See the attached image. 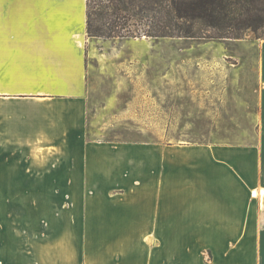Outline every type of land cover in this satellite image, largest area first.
<instances>
[{"label":"rangeland","instance_id":"1","mask_svg":"<svg viewBox=\"0 0 264 264\" xmlns=\"http://www.w3.org/2000/svg\"><path fill=\"white\" fill-rule=\"evenodd\" d=\"M36 3L35 16L23 18L22 39L63 47L18 49L16 61L34 78L48 67L52 74L7 81L4 104L25 109L27 123L0 124V261L148 264L147 240L126 239L127 227L116 231L130 218L125 214L120 223L115 204L145 201L155 185L192 184L191 148L256 143L264 33L248 28L241 38L93 37L85 28L86 0ZM71 89L78 95L71 102L86 109L83 128L29 121L41 116L35 97ZM23 228L41 236L36 260L21 255ZM114 232H122V240L108 241ZM178 233L173 220L170 244L176 249Z\"/></svg>","mask_w":264,"mask_h":264},{"label":"crops","instance_id":"2","mask_svg":"<svg viewBox=\"0 0 264 264\" xmlns=\"http://www.w3.org/2000/svg\"><path fill=\"white\" fill-rule=\"evenodd\" d=\"M41 1L59 0H0V124L27 123L25 109L17 107L12 110L3 100L10 94L7 91L8 80L34 78L31 71H26L29 66L16 61L22 55L18 49L63 47L57 41L22 39L26 31L23 28V18L34 17L38 7L36 2ZM7 58L12 59L10 66L6 63ZM77 69L81 74L80 65ZM260 71L256 143L211 145L205 152H202V148H191L192 151L195 149L192 154V184L172 186L168 182L166 185H155L152 195L147 196L145 201L138 199L115 204L119 213L115 217L119 216L120 223L122 219H127L125 214L130 218L127 225H117L116 231L119 227H127L129 233L125 236L126 239L137 238L142 243L147 240L144 247L148 264H171L173 261L174 264H264V44L261 49ZM39 73L40 76L35 78L52 74V70L48 67L44 74ZM70 91H47L43 92L46 95L35 97L36 109L41 116H30L29 121L33 120L34 124H75L68 131L83 128V124H86V109L71 102L73 99L70 97L76 98L78 95L75 89ZM63 101L69 103L63 104ZM11 113L15 115H10ZM22 128L21 126L20 129ZM179 178L183 182L186 180L184 170H179ZM54 191H57L56 188ZM68 191L71 190H64ZM78 191L85 192L87 189L80 187ZM171 199L178 200L175 214L171 207L175 200ZM138 201L145 202V209L143 203ZM20 220L23 223L26 220L24 213ZM173 220H177L179 228L177 249L174 248L175 244H170ZM22 230L23 235H20L24 240L21 255L36 257V260L40 254L37 244L41 236L35 232H27L24 228ZM122 235V232H114L112 236L106 234L107 237L111 236L108 241L111 238L122 240ZM30 238L35 239L33 243ZM5 250H2L3 254H9ZM48 256L52 260L56 253H49ZM53 262L57 264L56 260ZM0 264L3 263L0 261Z\"/></svg>","mask_w":264,"mask_h":264},{"label":"trees","instance_id":"3","mask_svg":"<svg viewBox=\"0 0 264 264\" xmlns=\"http://www.w3.org/2000/svg\"><path fill=\"white\" fill-rule=\"evenodd\" d=\"M264 33V0H86L88 36L241 38Z\"/></svg>","mask_w":264,"mask_h":264}]
</instances>
